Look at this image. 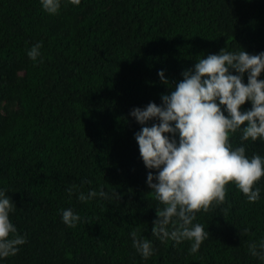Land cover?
<instances>
[{
  "label": "trees",
  "instance_id": "obj_1",
  "mask_svg": "<svg viewBox=\"0 0 264 264\" xmlns=\"http://www.w3.org/2000/svg\"><path fill=\"white\" fill-rule=\"evenodd\" d=\"M39 42L34 63L27 51ZM224 48L264 52V0H81L55 16L39 0H0V190L27 237L0 264H264L248 252L264 239V177L257 202L229 184L223 204L196 213L209 233L197 253L152 235L163 205L147 187L140 125L129 116L169 92L159 71L174 86L200 56ZM239 136L230 134L233 147ZM244 146L264 156L259 140ZM71 185L120 198L81 203L68 197ZM68 208L82 217L75 228L62 223ZM133 231L153 244L146 260Z\"/></svg>",
  "mask_w": 264,
  "mask_h": 264
},
{
  "label": "clouds",
  "instance_id": "obj_2",
  "mask_svg": "<svg viewBox=\"0 0 264 264\" xmlns=\"http://www.w3.org/2000/svg\"><path fill=\"white\" fill-rule=\"evenodd\" d=\"M48 15H58L62 4L79 5L81 0H39ZM42 42L34 44L28 58L34 63L41 57ZM42 62V60L40 61ZM264 52L249 54L222 49L219 54L200 56L194 67L181 73L182 80L169 84L163 70L157 73L161 83L169 87L161 103L150 102L133 108L129 116L140 125L134 136L140 158L148 170L146 184L163 207L156 210L152 235L161 242H190L189 253H197L209 233L196 220V213L225 202L226 185L235 187L255 203L261 198L257 182L264 177V156L246 155L245 142L264 143ZM245 74L247 83L245 84ZM248 102L250 109L241 111ZM239 132L240 145L233 147L230 134ZM91 183L90 181H85ZM69 198L79 202L94 199L116 202V192L104 189L78 191L76 185L66 189ZM16 206L0 190V261L15 257L27 243L10 215ZM61 220L75 228L82 217L72 208L64 209ZM247 234V230H245ZM132 246L143 258L154 253L148 238L131 233ZM249 254L264 262V239L248 246Z\"/></svg>",
  "mask_w": 264,
  "mask_h": 264
}]
</instances>
